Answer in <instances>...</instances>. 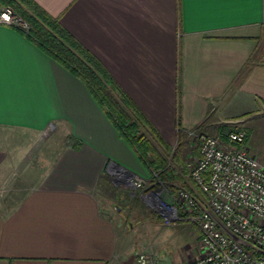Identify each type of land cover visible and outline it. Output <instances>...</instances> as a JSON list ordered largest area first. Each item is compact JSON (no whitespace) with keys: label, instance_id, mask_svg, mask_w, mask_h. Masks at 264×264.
Instances as JSON below:
<instances>
[{"label":"crops","instance_id":"0c3cea01","mask_svg":"<svg viewBox=\"0 0 264 264\" xmlns=\"http://www.w3.org/2000/svg\"><path fill=\"white\" fill-rule=\"evenodd\" d=\"M34 1L172 145L179 127L217 132L226 105L264 109V0ZM48 130L64 137L62 151L23 162L0 148V264H137L130 217L152 190L129 179L150 171L79 77L0 23V141Z\"/></svg>","mask_w":264,"mask_h":264},{"label":"built area","instance_id":"2783aa9c","mask_svg":"<svg viewBox=\"0 0 264 264\" xmlns=\"http://www.w3.org/2000/svg\"><path fill=\"white\" fill-rule=\"evenodd\" d=\"M10 8L0 9V23L17 24ZM4 16L8 19L5 20ZM21 22V21H19ZM199 145L189 166V188L145 194L165 225L186 224L199 233V254L185 264H264V161L250 152L245 129L219 134L188 131ZM135 188L145 180L130 178ZM137 264H161L141 252Z\"/></svg>","mask_w":264,"mask_h":264},{"label":"trees","instance_id":"16d2710c","mask_svg":"<svg viewBox=\"0 0 264 264\" xmlns=\"http://www.w3.org/2000/svg\"><path fill=\"white\" fill-rule=\"evenodd\" d=\"M7 7L18 20L13 26L84 82L120 135L135 150L151 173L145 191L164 187L176 195L180 186L189 188V161L184 155L185 130L179 127L176 146L169 143L105 65L63 26L58 17L48 13L37 2L0 0V9ZM204 129V123L195 127L199 131ZM237 129L221 125L218 132L226 141L227 134ZM146 216L157 219V223H164L163 218L153 211L149 210Z\"/></svg>","mask_w":264,"mask_h":264},{"label":"rangeland","instance_id":"374dc122","mask_svg":"<svg viewBox=\"0 0 264 264\" xmlns=\"http://www.w3.org/2000/svg\"><path fill=\"white\" fill-rule=\"evenodd\" d=\"M22 25L24 23L22 22ZM250 108V109H249ZM222 124L228 125L230 128H241L247 131L248 140L246 146L258 155L264 161V109L262 107L250 106L247 109L242 106L241 108H229L225 106ZM221 124V123H220ZM195 130V129H192ZM198 132L207 133L210 135H217V131H204L195 130ZM51 130L45 132L44 136L37 137L31 134H22L18 132H6V139L0 141V148H5L13 155L21 158L24 162L32 154H51L61 151L64 148L65 139L57 135L51 136ZM48 136V137H47ZM186 144L184 147V155L188 159V164L193 165L194 161L199 154V145L188 134L186 137ZM178 142V141H177ZM177 142L174 144L176 146ZM8 146V147H6ZM21 164V163H20ZM129 188H131L129 186ZM167 189L164 187L152 190L159 192L162 197L167 198ZM144 193L143 195H145ZM167 202H170L168 200ZM145 211L142 214L136 213L131 215L130 221L133 224H138L139 247L141 252L152 253L157 258L161 256V261L166 264H182L187 262L199 254V233L189 226L182 224H174L165 226L164 223H157V219L152 220L147 217V212L151 209L157 213L153 208L151 202L145 199ZM122 208L118 205L115 209ZM121 214H126V208H123ZM152 222V223H151ZM154 222V223H153ZM155 223L159 224L155 226ZM151 225V226H150ZM154 227V229H152ZM159 260V258H158ZM160 261V260H159Z\"/></svg>","mask_w":264,"mask_h":264},{"label":"snow or ice","instance_id":"6c2138e0","mask_svg":"<svg viewBox=\"0 0 264 264\" xmlns=\"http://www.w3.org/2000/svg\"><path fill=\"white\" fill-rule=\"evenodd\" d=\"M4 19H5V20H7V19H8V17H7V16H4Z\"/></svg>","mask_w":264,"mask_h":264}]
</instances>
